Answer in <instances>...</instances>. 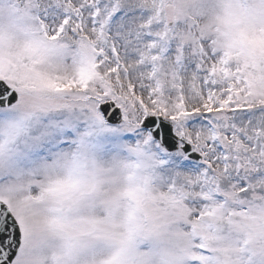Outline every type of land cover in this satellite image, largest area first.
<instances>
[{"label":"snow or ice","instance_id":"snow-or-ice-1","mask_svg":"<svg viewBox=\"0 0 264 264\" xmlns=\"http://www.w3.org/2000/svg\"><path fill=\"white\" fill-rule=\"evenodd\" d=\"M0 264H264V0H0Z\"/></svg>","mask_w":264,"mask_h":264}]
</instances>
